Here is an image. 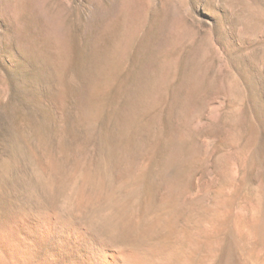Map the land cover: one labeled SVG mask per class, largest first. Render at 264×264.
<instances>
[{
  "label": "rangeland",
  "instance_id": "374dc122",
  "mask_svg": "<svg viewBox=\"0 0 264 264\" xmlns=\"http://www.w3.org/2000/svg\"><path fill=\"white\" fill-rule=\"evenodd\" d=\"M100 245L264 264V0H0V264Z\"/></svg>",
  "mask_w": 264,
  "mask_h": 264
},
{
  "label": "bare ground",
  "instance_id": "6f19581e",
  "mask_svg": "<svg viewBox=\"0 0 264 264\" xmlns=\"http://www.w3.org/2000/svg\"><path fill=\"white\" fill-rule=\"evenodd\" d=\"M44 227H45V230H49V228H48L49 226L47 227L44 225ZM119 257L120 256L118 255V253L114 249L108 248L105 245L104 246L100 245L96 250L95 261L97 264H119V261H120Z\"/></svg>",
  "mask_w": 264,
  "mask_h": 264
}]
</instances>
